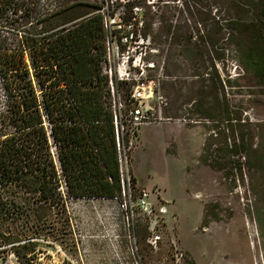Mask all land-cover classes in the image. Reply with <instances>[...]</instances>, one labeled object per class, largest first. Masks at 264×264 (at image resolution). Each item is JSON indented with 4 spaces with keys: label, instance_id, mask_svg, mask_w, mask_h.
<instances>
[{
    "label": "rangeland",
    "instance_id": "rangeland-1",
    "mask_svg": "<svg viewBox=\"0 0 264 264\" xmlns=\"http://www.w3.org/2000/svg\"><path fill=\"white\" fill-rule=\"evenodd\" d=\"M80 1L86 0H13L34 24ZM88 1L107 17L119 19L124 10L122 22L131 23L129 29L110 26L116 37L127 36L118 44L126 56L112 61L128 73L127 80L114 75L119 99L125 102L137 82L151 80L156 87L145 105L151 123L141 126L139 141L127 150L128 171L132 202L147 189L167 212L149 218L135 207L130 214L113 198H69L63 215L42 209L48 235L57 238L37 239L36 255L26 264H264V82L233 50L215 66L206 56L192 63L166 51L172 33L194 31L199 18L217 19L221 7L209 0ZM131 1L138 6L135 20ZM12 7L1 10L7 20L0 17V49L20 45L25 26L7 22L16 16ZM139 30L148 37H139ZM219 47L225 49L224 42ZM1 81L0 109L6 100ZM197 103L215 118L198 112ZM154 230L161 236L156 246L149 243ZM11 251L0 245V264H22Z\"/></svg>",
    "mask_w": 264,
    "mask_h": 264
},
{
    "label": "trees",
    "instance_id": "trees-1",
    "mask_svg": "<svg viewBox=\"0 0 264 264\" xmlns=\"http://www.w3.org/2000/svg\"><path fill=\"white\" fill-rule=\"evenodd\" d=\"M209 2L222 9L217 19L199 18L194 31L172 33L166 51L192 63L206 56L215 66L233 50L238 62L264 82V0ZM10 5L16 16L7 22L25 27L17 49H0L6 97L0 109V245L26 264L36 255L37 239L57 238L51 231L48 235L42 209L63 215L67 199L113 198L121 185L108 79L100 64L105 49L101 5L80 1L50 12L40 24L13 0H0L2 19L7 20L1 10ZM127 6L133 19L137 2ZM138 36L146 39L147 30ZM222 42L225 49L219 47ZM194 108L215 118L198 103Z\"/></svg>",
    "mask_w": 264,
    "mask_h": 264
},
{
    "label": "built area",
    "instance_id": "built-area-1",
    "mask_svg": "<svg viewBox=\"0 0 264 264\" xmlns=\"http://www.w3.org/2000/svg\"><path fill=\"white\" fill-rule=\"evenodd\" d=\"M137 9V7H134L132 9V13L137 14ZM103 10L104 8L98 9V11L103 15V27L105 31V49L102 54L100 64L101 72L105 74L108 79L109 100L112 109V124L115 137V151L121 185L120 195L113 197V199L118 200L125 211H129L130 214L133 213V209L135 207L141 209V211H143V213L149 218L158 216L162 217L167 212V208L165 206V202L162 199H158V196L155 195L154 192L147 189H140L136 192L137 194L134 199V203L132 202L131 197L135 190L130 187L131 176L128 171L127 157L129 145L139 141L141 126L151 123V118L145 108V105L147 101L153 97L156 87H154L151 80L137 82L136 86L127 95L125 102H122L119 99V95L115 92L113 85L114 75H116L118 68H115L112 65V61L114 60V57L123 58L126 56V50H120L118 44L119 42H126L127 36H124L123 39H118L113 34L114 31L110 29V26L114 25L119 29L123 26L124 28L129 29L131 28V24L122 22L125 14L124 10L119 11L121 13L119 19L116 15H108L107 17ZM133 19H135V17ZM118 72V78L120 80L128 79L126 67L123 71L120 69ZM122 198H127L129 203L122 202ZM160 238L161 236L159 233L154 230L149 238V243L152 246H156ZM10 255L15 257L13 251H11Z\"/></svg>",
    "mask_w": 264,
    "mask_h": 264
}]
</instances>
